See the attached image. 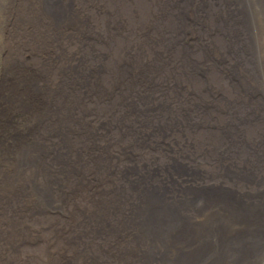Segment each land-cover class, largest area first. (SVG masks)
Masks as SVG:
<instances>
[{"label":"bare ground","instance_id":"bare-ground-1","mask_svg":"<svg viewBox=\"0 0 264 264\" xmlns=\"http://www.w3.org/2000/svg\"><path fill=\"white\" fill-rule=\"evenodd\" d=\"M253 2L0 0V264H264Z\"/></svg>","mask_w":264,"mask_h":264},{"label":"rangeland","instance_id":"rangeland-1","mask_svg":"<svg viewBox=\"0 0 264 264\" xmlns=\"http://www.w3.org/2000/svg\"><path fill=\"white\" fill-rule=\"evenodd\" d=\"M253 4H252V8L254 7L257 14L260 16V17H264V0H253ZM104 16H101L100 17V23H101V27L104 29L106 28V18H104L102 20ZM261 43H262V49L261 51L264 53V39H261ZM1 57H0V68L2 66L1 64ZM261 97L264 98V96L262 95ZM239 110L242 114L246 113V111L248 110V106L247 105H244V106H239ZM249 111V110H248ZM192 117H201V114L200 113H197V114H193L191 115ZM251 128L249 129H245V131H243L242 133V136L241 137H244L245 135L248 134V132L250 131ZM236 144H232L233 148ZM255 147L253 146H246V145H239L238 146V152L234 153L233 156L239 158V157H246L247 155H249L250 157H254L255 156V151H254ZM264 151V145L261 147L260 151L261 153H263ZM256 171V170H254ZM245 173H247L248 175L246 176V178H237V177H231V178H226L228 181L232 182V183H235V184H238V183H242L244 181H247V179H252L254 178V172H250V171H244ZM260 178V176L258 177V179ZM249 182V181H248ZM250 184V183H248ZM264 195V194H263ZM247 199H252L251 198H248L246 197Z\"/></svg>","mask_w":264,"mask_h":264}]
</instances>
